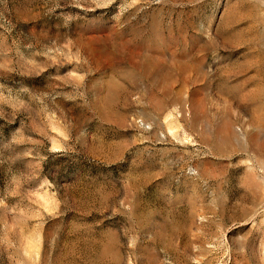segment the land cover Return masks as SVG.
Instances as JSON below:
<instances>
[{
    "label": "rangeland",
    "instance_id": "374dc122",
    "mask_svg": "<svg viewBox=\"0 0 264 264\" xmlns=\"http://www.w3.org/2000/svg\"><path fill=\"white\" fill-rule=\"evenodd\" d=\"M0 264H264V0H0Z\"/></svg>",
    "mask_w": 264,
    "mask_h": 264
}]
</instances>
